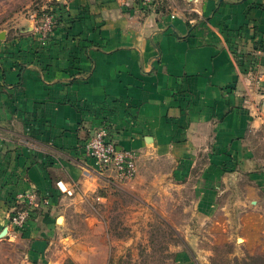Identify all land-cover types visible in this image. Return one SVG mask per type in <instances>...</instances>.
<instances>
[{
    "label": "crops",
    "instance_id": "obj_1",
    "mask_svg": "<svg viewBox=\"0 0 264 264\" xmlns=\"http://www.w3.org/2000/svg\"><path fill=\"white\" fill-rule=\"evenodd\" d=\"M171 5L57 0L46 40L30 17L0 29V238L25 242L29 264H55L70 197L57 182L74 196L106 182L85 150L104 126L138 152L134 184H192L200 216L264 247V160L251 143L264 130V0ZM28 192L18 228L10 214Z\"/></svg>",
    "mask_w": 264,
    "mask_h": 264
},
{
    "label": "rangeland",
    "instance_id": "obj_2",
    "mask_svg": "<svg viewBox=\"0 0 264 264\" xmlns=\"http://www.w3.org/2000/svg\"><path fill=\"white\" fill-rule=\"evenodd\" d=\"M54 1L0 0V29L26 23ZM251 141L264 160V130ZM81 194L62 201L63 231L49 250L55 264H264L263 246L248 247L240 232L222 231L214 222L221 216L198 214L192 184L107 179ZM27 251L25 242L0 238V264H29Z\"/></svg>",
    "mask_w": 264,
    "mask_h": 264
},
{
    "label": "built area",
    "instance_id": "obj_3",
    "mask_svg": "<svg viewBox=\"0 0 264 264\" xmlns=\"http://www.w3.org/2000/svg\"><path fill=\"white\" fill-rule=\"evenodd\" d=\"M144 9L158 10L165 2L169 6L177 0H138ZM174 16V14H172ZM30 19L37 22L36 29L42 40H46L60 23L54 9L46 11L41 18L32 13ZM85 150L95 165L99 175L108 180L125 182L135 178L137 173L138 152L131 149L119 148L110 139L108 129L100 127L90 135L85 143ZM57 186L66 196L74 195V188L63 181H58ZM35 200V193H21L18 195L19 203L12 209L10 221L18 228H23L29 221ZM48 203V202H47Z\"/></svg>",
    "mask_w": 264,
    "mask_h": 264
},
{
    "label": "trees",
    "instance_id": "obj_4",
    "mask_svg": "<svg viewBox=\"0 0 264 264\" xmlns=\"http://www.w3.org/2000/svg\"><path fill=\"white\" fill-rule=\"evenodd\" d=\"M54 2H57V0H55ZM161 6L165 7V2L162 3L159 8H161ZM46 11H48V9H42L39 13H37L38 17L41 18Z\"/></svg>",
    "mask_w": 264,
    "mask_h": 264
},
{
    "label": "water",
    "instance_id": "obj_5",
    "mask_svg": "<svg viewBox=\"0 0 264 264\" xmlns=\"http://www.w3.org/2000/svg\"><path fill=\"white\" fill-rule=\"evenodd\" d=\"M3 37H4V33H0V39L3 38Z\"/></svg>",
    "mask_w": 264,
    "mask_h": 264
},
{
    "label": "bare ground",
    "instance_id": "obj_6",
    "mask_svg": "<svg viewBox=\"0 0 264 264\" xmlns=\"http://www.w3.org/2000/svg\"><path fill=\"white\" fill-rule=\"evenodd\" d=\"M5 234H6V230L3 232V234H2V235L4 236Z\"/></svg>",
    "mask_w": 264,
    "mask_h": 264
}]
</instances>
